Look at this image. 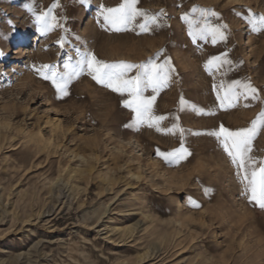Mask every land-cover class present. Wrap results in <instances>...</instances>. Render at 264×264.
Instances as JSON below:
<instances>
[{"label": "rangeland", "instance_id": "374dc122", "mask_svg": "<svg viewBox=\"0 0 264 264\" xmlns=\"http://www.w3.org/2000/svg\"><path fill=\"white\" fill-rule=\"evenodd\" d=\"M54 3L59 26L41 35L25 6L38 15ZM120 3L0 0V264H264V209L241 195L236 169L206 134L248 127L264 111V31L248 23L264 14V0H138L161 14L149 33L104 24L101 6ZM194 6L219 14L208 20L227 25L225 40L192 42L181 17H199ZM162 49L159 62L170 57L177 74L154 113L166 117L162 129L185 130L192 152L171 166L156 150L178 148L179 133L125 127L134 116L121 102L127 94L85 73L59 97L33 70H62L85 51L139 64ZM225 54L231 66L205 71L210 57ZM232 80L250 81L258 99L220 108L213 84ZM251 155L264 160V128Z\"/></svg>", "mask_w": 264, "mask_h": 264}, {"label": "snow or ice", "instance_id": "6c2138e0", "mask_svg": "<svg viewBox=\"0 0 264 264\" xmlns=\"http://www.w3.org/2000/svg\"><path fill=\"white\" fill-rule=\"evenodd\" d=\"M138 0H122L116 7L104 8L101 6L100 15L103 16L104 24L110 26L114 32H122L129 30L130 26L135 25L139 28L140 33H149L155 28H159L160 13L150 14L137 7ZM29 12L35 16L38 31L41 35H47L59 26L57 16L53 14V9L57 8V4H53L46 11L35 14V10L26 5ZM192 13H199V17L191 16L189 13L182 15L181 19L187 25V34L195 43L199 40L211 39L213 44L217 40H225L227 29L226 24H213L208 20V16H216L219 14L208 10L193 7ZM141 21L137 23V18ZM9 25L15 29V25L11 20L7 21ZM248 23L253 32L264 31V14L250 16ZM132 30H135L134 28ZM63 47V40L60 41ZM163 49L156 56L150 58L146 62L139 64L129 63L125 61L106 62L97 58L92 52H80L78 58L62 66V70L56 65L44 64L39 68L33 65L35 73L45 81H49L55 89L59 97L69 95V86L80 76L87 73L98 85L110 89L113 93L120 96L127 94V99L122 100V105L130 109L133 113L132 121L125 127H132L139 130L140 126L146 125L148 128H155L157 132L164 131L176 135L177 132L181 137V143L178 148L169 152L156 150V155L161 157L168 165L179 164L181 161L187 160L192 156V152L185 147L183 137L185 130L173 123L168 129L161 128V122L166 119L165 116L156 115L154 113V104L160 92L174 83V77L177 74L170 57H165L159 62V57L163 53ZM3 53H0L2 55ZM232 62L227 59L226 54L222 56L210 57L205 62V71L210 75L214 71H219L224 65L231 66ZM228 70H231L229 67ZM134 75H130L133 73ZM226 75L227 73H223ZM151 90L152 95H145ZM213 90L216 92L219 107L225 110L237 107L240 97L248 98L251 96L253 100L258 99V90L250 81L232 80L230 82H221L219 85L213 84ZM183 103V98L181 100ZM248 105H245L247 107ZM261 128H264V111H262L256 119L251 121L250 126L231 130L220 125L219 129L212 130L206 134L215 138L218 147L229 158L230 163L236 169L235 175L239 183L242 185L241 195L247 196L249 202L255 201L256 204L264 209V160L257 161L252 155L253 141L257 137ZM199 134V133H195ZM210 190L204 189L207 195ZM188 201L194 207H200L192 197H187Z\"/></svg>", "mask_w": 264, "mask_h": 264}, {"label": "bare ground", "instance_id": "6f19581e", "mask_svg": "<svg viewBox=\"0 0 264 264\" xmlns=\"http://www.w3.org/2000/svg\"><path fill=\"white\" fill-rule=\"evenodd\" d=\"M212 200V199H211Z\"/></svg>", "mask_w": 264, "mask_h": 264}]
</instances>
